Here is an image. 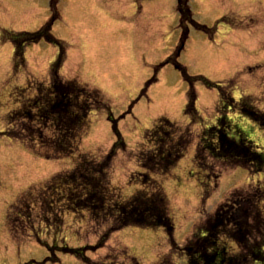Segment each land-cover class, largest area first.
<instances>
[{
	"label": "rangeland",
	"instance_id": "obj_1",
	"mask_svg": "<svg viewBox=\"0 0 264 264\" xmlns=\"http://www.w3.org/2000/svg\"><path fill=\"white\" fill-rule=\"evenodd\" d=\"M49 1L0 0V264H84L66 253V247L83 248L89 264H136L131 257L138 264H158L157 258L167 253L171 264H184V256L170 248L161 228L126 227L96 247L107 225H95L87 213L73 212L59 191L47 188L53 175L73 168L74 156L45 159L3 134L20 96H31V81L48 79L59 53L55 44H30L24 66L15 67L7 33L41 27L51 16ZM189 6L194 22L206 30L188 23L178 63L188 76L228 85L235 100L244 97L264 113V0H190ZM57 8L60 16L52 33L67 49L60 75L100 90L112 117L119 120L126 151L118 152L109 175L122 199L138 189L130 179L141 172L134 155L145 143V131L162 116L189 125L194 136L186 154L162 178L177 245L192 232L200 213H211L231 190L264 183V170L252 175L213 160L206 170L194 168L197 136L219 118L218 91L194 83L199 119L184 114L189 82L174 65L182 33L176 0H58ZM152 78L156 80L146 87ZM232 111L227 118L237 121L230 122L231 133L238 130L254 138L264 153V131L257 126L262 133L257 137L255 128H246ZM113 141L109 112L92 110L78 153L103 157ZM202 181L210 185L204 204Z\"/></svg>",
	"mask_w": 264,
	"mask_h": 264
},
{
	"label": "trees",
	"instance_id": "obj_2",
	"mask_svg": "<svg viewBox=\"0 0 264 264\" xmlns=\"http://www.w3.org/2000/svg\"><path fill=\"white\" fill-rule=\"evenodd\" d=\"M188 5L189 0H177L176 11L182 36L174 65L189 82L184 114L192 121L198 118L194 83L200 81L207 88L217 89L216 111L219 115L215 125L203 128L198 135L193 165L201 172L208 169V162L213 160L229 168L241 166L250 173L259 172L264 167V155L238 130L234 135L231 133L224 108L228 105L233 108L236 103L229 95V90L203 76L189 77L176 60L188 37V29L184 24L192 22ZM50 10V18L35 31L7 33L13 47L15 67L24 66L25 48L30 44L41 41L55 44L59 47V53L49 67L48 79L43 82L31 81L28 85L31 96H20L18 107L7 116L3 134L11 140L24 143L45 159L74 156L73 168L53 175L47 181V188L59 191L66 202L71 203L73 212H85L95 225H107L96 247L103 245L115 231L141 227L161 228L172 246L177 248L173 239L174 222L162 178L169 174L193 141L190 126L166 117H159L153 122L145 131V143L139 146L134 155L141 172L130 179L138 185V189L127 199H122L118 190L111 186L109 175L118 152L126 151L118 129L119 120L112 117L108 102L100 90L76 78L64 79L60 75L67 49L52 33L53 24L59 18L57 0H51ZM155 80L152 78L145 86ZM144 92L145 89L141 94ZM92 110L108 111L112 124L114 141L103 157L78 153ZM243 113L264 128V114L252 108L243 109ZM202 183L204 201L209 190L208 185ZM64 251L89 264L82 248L67 247ZM179 251L185 256V264H264V188L257 185L233 190L212 214L200 219ZM165 257L162 255L158 264H171L170 256H167L168 260ZM131 260L137 264L134 258Z\"/></svg>",
	"mask_w": 264,
	"mask_h": 264
}]
</instances>
